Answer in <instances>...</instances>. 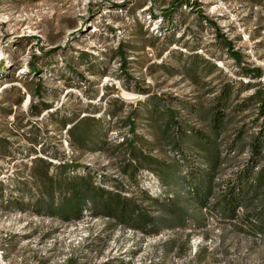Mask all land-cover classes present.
<instances>
[{
	"label": "rangeland",
	"instance_id": "rangeland-1",
	"mask_svg": "<svg viewBox=\"0 0 264 264\" xmlns=\"http://www.w3.org/2000/svg\"><path fill=\"white\" fill-rule=\"evenodd\" d=\"M140 104L186 130L184 165L165 117L130 133ZM262 110L264 0H0V264H264ZM177 159L166 186L157 168ZM80 177L118 198L115 217L106 202L48 215Z\"/></svg>",
	"mask_w": 264,
	"mask_h": 264
},
{
	"label": "trees",
	"instance_id": "trees-1",
	"mask_svg": "<svg viewBox=\"0 0 264 264\" xmlns=\"http://www.w3.org/2000/svg\"><path fill=\"white\" fill-rule=\"evenodd\" d=\"M226 43V42H225ZM227 45V47H229V44H225ZM232 57L237 58L236 54H231ZM248 75H250V72H247ZM251 73H256L257 75L255 77H257L258 75H260V71L259 70H252ZM139 107V108H138ZM137 107V109L141 110V112L137 113V114H133L131 117L128 118L127 124L126 126L129 128V131L131 134H134L135 129H136V119H140L141 122L139 123V125H143L146 126L150 129H152V125L155 123V119L153 118V116L155 117H165L164 119H167L161 126H159L158 128L162 129V135H168V138H173L175 136V138L173 139V143L175 145V149L179 151L180 157L181 159H183L181 161V159H177L175 161V164H173V166L168 167V169L166 171L160 169L159 167L157 168L158 171V177L161 178V180L163 181V183H165L166 186L170 185V182L173 181L178 182V181H182V179H179L176 177V167L177 165L181 162H184L186 158H184V155H182V150L180 149V145L179 142H183V144H185V142H187L188 140H186V130H183V128L181 126H179L178 124L173 125V122L168 121V119H172L173 115L171 113V111L169 109H164L162 112H157V108L154 106H152L151 108H148L146 105L144 104H140ZM221 111V110H220ZM160 113V114H159ZM161 113H165V114H161ZM220 113V112H219ZM164 115V116H163ZM223 114H221L222 116ZM262 117H264V110H262ZM214 122L216 123L217 126V122L219 121V116L216 114V112L214 113V117H213ZM146 122V123H143ZM69 135H71V142H73L74 144H76L78 146L79 149H83L86 145V141H87V136L79 130L78 125H74L71 130L67 131ZM170 133H172V136H170ZM166 135V136H167ZM125 143V146L128 149H131L130 151V155L131 157L139 162V161H143V160H147L149 161V163L154 164H159L157 161H154L152 159H150L148 156H144L143 154L139 153L138 151L136 152V148L133 146L134 144V140L130 139V140H123ZM99 147H103L105 144L101 143L99 144ZM202 149V148H201ZM148 157V158H146ZM210 163V160H208ZM216 163V161H214V164ZM211 168V165L209 166ZM209 168V169H210ZM242 177H249V172H245L243 175H239V178L241 179ZM60 181H63L60 179ZM59 182H54L53 183V189L52 190H46V194H48L50 201L52 202V194L53 191L58 189V184ZM65 187H66V194H69L70 198H72L74 200L73 204L67 201V198H64L61 200V203L55 207H53V202L48 205V206H44V210L48 213V215L50 216H55V215H59L60 217H63V220L69 221V220H77L79 219V216L81 215V211L84 210L87 206V204H92L94 206H100L103 205L104 202H106L108 204V206H113V212L114 213H109V217H115L116 216V212H118V210H120L123 205L118 201V198L116 199H110L109 194L105 193L102 189L96 188V186H94V183L91 181V179H87L84 177H80L77 178L75 180H68L65 182ZM71 187V188H70ZM76 187V188H75ZM194 196L196 197V199L198 198V194H194ZM241 196H242V189H239V187L237 186H230L227 190V192H225L224 196H223V202L226 206V208L230 209V218L231 220H234V218L236 217V210L240 207L241 205ZM199 200H196V203H199ZM64 205H69V209L67 211H63V206ZM203 205V202H202ZM122 213V217L126 216V219L128 220H132L133 218H128V215H130V217H134L136 216V213L132 212L130 214L129 210H126L124 212H120ZM73 217V218H70ZM140 219V218H138ZM182 219L183 218H167L166 220H164L162 222V226L169 229L171 228L173 225H183L182 223ZM128 220H126V222L128 223ZM140 222L144 224V226L149 227L150 225L155 227V225L152 224V222H154L153 217H148L145 216L144 218L140 219ZM160 223V222H159Z\"/></svg>",
	"mask_w": 264,
	"mask_h": 264
}]
</instances>
